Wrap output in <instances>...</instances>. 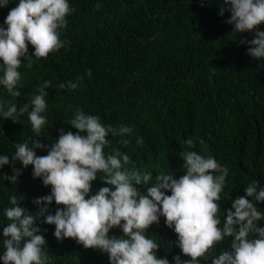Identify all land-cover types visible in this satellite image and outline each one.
I'll return each mask as SVG.
<instances>
[{
    "label": "trees",
    "instance_id": "trees-1",
    "mask_svg": "<svg viewBox=\"0 0 264 264\" xmlns=\"http://www.w3.org/2000/svg\"><path fill=\"white\" fill-rule=\"evenodd\" d=\"M19 0H10L0 7V27L9 11ZM75 9L68 17V26L59 30L61 40L68 44L48 58L25 61L18 71L21 96L13 98L0 84V102L13 101L17 107L31 101L38 88L51 81L47 89V121L39 137L33 132L28 114L13 122L0 117V156L11 161L16 144L40 139L51 145L58 139L60 129L76 132L67 121L77 109L99 116L102 124L132 128L124 137H107L110 145L105 155L120 152L130 157L129 168L141 173L158 172L179 176L186 174L180 153L187 148L184 141L192 138L194 150L204 158L213 157L226 165L229 175L221 193V220L239 196L246 195L245 187L253 180L264 188V59L254 60L248 44L254 32L233 33L234 24L226 21L231 13L220 15L223 0H69ZM100 4L99 9L96 5ZM264 31V24L258 26ZM34 47L29 44V54ZM22 61L25 59L21 58ZM0 60V79L3 78ZM91 69L92 75H86ZM83 77L75 90L59 89L60 83ZM31 111V107L29 108ZM127 139L128 145L120 143ZM140 139L142 142L137 143ZM203 141V143H201ZM37 155H47V149H34ZM13 166L21 169L18 182L13 184L6 175H13ZM98 178L92 184L95 194L109 186ZM155 181L142 182L138 187L146 191ZM51 186H44L42 178L33 177V166L19 162L0 167V256L3 229L11 222L5 209L11 207L9 197L16 195L19 206L32 215L39 211L35 198L49 195ZM171 195V192H167ZM86 197V198H90ZM251 199V197H249ZM55 201L48 205L54 214ZM257 208L264 213V202ZM234 211V209H233ZM224 212V215H223ZM37 225L46 240L43 251L48 264H110L107 253L85 249L74 239L58 240L55 225ZM222 226V225H221ZM264 227V220L258 222ZM109 235L122 236L120 228ZM145 235L160 244L158 258L186 259L177 246L174 229L166 226L165 217L153 224ZM228 237L217 245L215 255L230 250ZM0 264H4L0 259ZM201 264H211V259Z\"/></svg>",
    "mask_w": 264,
    "mask_h": 264
},
{
    "label": "clouds",
    "instance_id": "clouds-1",
    "mask_svg": "<svg viewBox=\"0 0 264 264\" xmlns=\"http://www.w3.org/2000/svg\"><path fill=\"white\" fill-rule=\"evenodd\" d=\"M9 2L0 0V7ZM99 7L97 4L96 8ZM74 11L69 0H19L9 11L4 21L8 27H0V84L11 97L21 96L18 69L25 61L31 68L33 57L46 59L68 44L61 40L59 30L68 26L67 17ZM225 11L231 13L226 22L234 24L233 33L254 32L253 39L240 40L241 44L250 45L247 53L254 60L264 59V31L258 28L264 24V0H223L219 14ZM29 44L35 49L33 54H29ZM86 75L91 77V69ZM82 83L83 77H77L75 81L60 83L58 88L75 90ZM51 87L52 82L45 81L38 94L33 93L30 104L19 108L13 101L0 102V117L19 122L27 113L31 128L39 137L48 123L45 98ZM67 122L78 131L60 129L58 139L50 146L40 139L33 140L31 147L27 142L16 144L11 161L8 155L0 156V167L14 162L24 168L32 165L33 177L42 178L44 186H51L49 195L33 200L40 206L36 215L19 206L16 195L9 197L12 206L4 214L11 223L3 229V235L10 238L2 242L5 251L0 256L4 264H48V254L43 251L45 237L37 234L41 232L37 220L42 217V223L55 225L58 240L71 238L85 249L107 253L110 264H170L167 257L158 258L160 244L145 235L153 224H159L161 216L165 217L166 226L174 229L176 244L187 257L174 256L175 264H201L209 259L211 264H264V227L258 226L264 213L257 208L258 203L264 202V188L259 187L258 181L245 187L246 195L233 201L222 221L218 202L229 169L213 157L204 158L189 150L194 148L192 138L183 142L187 148L180 153L186 174L177 178L158 172L153 177L152 172L129 168L131 160L127 154L105 155V147L111 143L107 137H124L132 128L105 126L99 116L86 114L82 109H77ZM141 142L137 140L138 144ZM120 143L126 146L129 141L121 139ZM37 148L47 149L48 154L37 155ZM21 171L13 166L14 174L6 175V179L16 184ZM98 174L109 186L90 195ZM153 180L146 191L138 187ZM53 201L61 207L51 214L48 205ZM113 228L122 229L123 235L110 236ZM231 236L235 238L230 242V250L215 255L217 245H223Z\"/></svg>",
    "mask_w": 264,
    "mask_h": 264
}]
</instances>
